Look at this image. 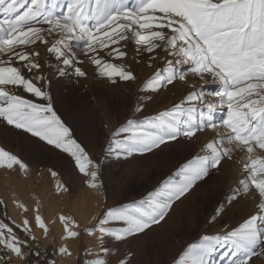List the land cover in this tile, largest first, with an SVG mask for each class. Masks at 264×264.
Instances as JSON below:
<instances>
[{"label": "snow or ice", "instance_id": "obj_1", "mask_svg": "<svg viewBox=\"0 0 264 264\" xmlns=\"http://www.w3.org/2000/svg\"><path fill=\"white\" fill-rule=\"evenodd\" d=\"M129 46L136 64L161 65L143 84L141 90L150 93L145 99L178 82L189 91L151 115L138 102L134 114L143 118L116 128L102 149L104 159L93 160L62 119L63 100L53 85H82L90 78L89 65L103 83L135 84L138 76L126 59ZM189 77L202 83H191ZM205 83L217 88L205 92ZM206 96L217 102L206 103ZM217 110L223 113L219 120ZM9 126L42 151L67 154L83 182L96 191L104 189L102 169L109 159L119 164L142 160L147 172L165 153L174 154L139 197L105 204L92 217L95 224L83 231L98 233V253L83 264H108L106 238L147 236L186 206L214 173L224 175L234 166V186L206 220L209 227L220 221L224 226L198 233L173 264H211V254L221 247L231 250V264H250L253 256L264 254V0H0V135ZM5 163L26 168L0 147V165ZM250 206L255 211L238 225L225 220L233 210ZM60 220L67 237L80 235L70 217ZM35 226L47 235L39 213ZM35 242L28 219L15 225L0 219V264H57L42 256ZM66 252L59 247L58 254ZM85 255L91 250L85 249Z\"/></svg>", "mask_w": 264, "mask_h": 264}, {"label": "rangeland", "instance_id": "obj_2", "mask_svg": "<svg viewBox=\"0 0 264 264\" xmlns=\"http://www.w3.org/2000/svg\"><path fill=\"white\" fill-rule=\"evenodd\" d=\"M133 2L134 0H129V4ZM127 51L128 64L135 69L138 76L135 84L129 86L127 82L121 81L119 87H116L103 83L104 78L96 79L94 66L89 65L90 78L82 85L70 82H66L65 86L55 83L53 85L54 94L63 100L60 105L62 119L72 129L75 138L87 146L93 160L104 159L102 149L106 147L110 134L116 128L128 119L143 118L140 113L134 114L138 102L144 103L146 107L142 111L151 115L170 108L189 91L185 84L178 82L175 87L168 86L158 94H151V100L145 99L150 93L141 90L143 84L154 68L161 65L157 64L149 69L143 64H136L133 60L134 47L129 46ZM41 52L43 57V48ZM189 80L197 85L202 83L194 77H189ZM216 88L217 85L212 83L203 84L205 92L214 91ZM205 102L216 103L217 98L206 96ZM214 115L219 120L223 113L217 110ZM18 131L9 126V130L0 135V147L26 165L25 169H21L18 164H13L11 168L6 163L0 165V219L10 225L22 224L25 219L33 221V234L36 236L33 247H39L42 256L55 259L57 264H83L85 259L97 258L98 233L88 235L83 231L95 224L92 217L100 213L105 204L114 205L118 201L127 202L139 197L149 182L155 183V179L161 175L162 165L166 167L175 159L174 154L165 153L161 162L154 163L147 172L141 167L145 163L142 160L132 164H119L109 159L102 169L104 189L96 191L83 182L75 162L67 154L59 153V150L42 151L24 136L17 135ZM212 135L214 134L202 135L201 139H210ZM236 169L234 166L224 175L214 173L212 179L196 192L186 206L177 208L179 222L175 230L162 231L161 222V231L154 235L147 247L139 238L126 241L106 238L105 246L109 249L108 264H117L120 259H126L130 264L132 256L140 249L147 257L148 264H173L184 245L194 241L198 233L219 231L224 226V221L209 227L206 220L229 185L234 186ZM21 204L24 208L20 207ZM254 211L255 206L235 209L225 220L229 225L236 226ZM37 213L49 229L47 235L35 226ZM61 216L70 217L78 225L73 228L80 232L78 237H67ZM69 227H72L71 223ZM158 241L170 242L172 249L161 254ZM59 247H66L68 252L58 254ZM85 249H90L92 255L86 256ZM233 259L231 250L227 247L218 248L210 256L211 264H231ZM250 264H264V254L253 256Z\"/></svg>", "mask_w": 264, "mask_h": 264}, {"label": "bare ground", "instance_id": "obj_3", "mask_svg": "<svg viewBox=\"0 0 264 264\" xmlns=\"http://www.w3.org/2000/svg\"><path fill=\"white\" fill-rule=\"evenodd\" d=\"M4 176H5V174H4ZM235 176H237V169H236V173H234V177ZM178 220H179V218H178V213H177V209H176V211L172 214V218L169 219L167 223L162 222V224H163V226H162L163 230L162 231L172 232L173 230H175L176 225L179 222ZM159 228H161V227L156 228L155 231L150 232L147 236H144L143 234H141L138 238L141 239L142 243H144V245L147 247L148 245L151 244V240L154 237V235H157L159 233V231H161ZM138 238H135V240ZM157 244L162 250L161 254L167 253L172 249L170 242L158 241ZM166 258H167V256H166ZM130 264H148L147 263V257L145 256L143 250L140 249L137 253H135L132 256Z\"/></svg>", "mask_w": 264, "mask_h": 264}]
</instances>
